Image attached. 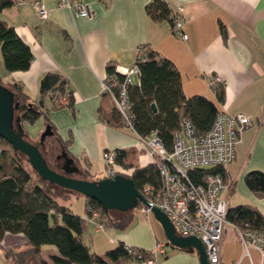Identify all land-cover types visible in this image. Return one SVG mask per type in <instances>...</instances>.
<instances>
[{
  "label": "crops",
  "instance_id": "crops-1",
  "mask_svg": "<svg viewBox=\"0 0 264 264\" xmlns=\"http://www.w3.org/2000/svg\"><path fill=\"white\" fill-rule=\"evenodd\" d=\"M58 1L14 0L0 13L32 54L26 69L6 71L0 53V80L20 85L29 101L41 103L46 113L32 123H24L27 138L38 140L47 118L65 142L58 166L71 159L68 164L78 169L74 175H104L102 153L108 150H124L125 162L132 166L151 162L129 128L99 118L101 111L113 106L111 98L101 91L107 67L132 65L137 48L145 46L175 64L186 95L201 94L216 102L221 111L250 116L239 133L233 160L224 167L227 188L222 195L227 208L245 204L264 215V195L253 192L244 181L249 171L264 173V0H164L180 16L187 39L177 36L166 20L156 21L147 15L145 6L152 0H83L92 12L90 18L75 16L58 6ZM35 2L46 7V18L38 16ZM45 75L59 78L48 90L42 84ZM133 76L137 82L138 76ZM214 76L220 82L212 86L210 79ZM60 79L62 85L58 87ZM218 84L224 88L221 103L216 101L214 91ZM63 85L71 92L70 103L55 106L48 91ZM134 211L125 229L105 224L108 229L104 231L105 227L96 229L84 203L82 240L98 255H105L114 246L112 250L119 249L121 244L149 249L156 241L163 242L150 218L134 219ZM6 237L23 238L24 250L33 263L31 246L21 233H7ZM225 242L238 246L229 263L240 257L242 246L236 232L227 227L220 243L223 263ZM181 251L186 261L180 264H198L194 249ZM55 252V247H42L40 256L47 264H54L49 254ZM172 258L166 254L158 263L171 264ZM252 260L259 264L258 253L252 252ZM124 262L133 264L131 257ZM242 264L247 261L243 259Z\"/></svg>",
  "mask_w": 264,
  "mask_h": 264
},
{
  "label": "trees",
  "instance_id": "trees-1",
  "mask_svg": "<svg viewBox=\"0 0 264 264\" xmlns=\"http://www.w3.org/2000/svg\"><path fill=\"white\" fill-rule=\"evenodd\" d=\"M14 0H0V13L10 7ZM147 15L156 21L166 20L172 24L174 12L164 0H152L145 6ZM144 48V60L138 64V81L129 88L133 126L138 134L145 135L155 131L167 150H171L173 133L180 129L183 120L188 119L197 134L204 133L212 125L221 110L216 102L201 94L186 95L182 90L181 76L175 64L155 50ZM0 53L6 71L24 70L32 59V54L14 32L13 27L0 17ZM107 75L114 74L117 81L121 75L114 70V65L107 67ZM57 75H45L42 84L45 89L54 86ZM60 87L62 80H59ZM0 84L12 91L14 103L18 106L14 114L19 118L24 134V123H32L39 116H44L43 105L29 101L20 85L16 83ZM216 101L223 102L224 88L218 84L214 87ZM155 103L156 112H152L151 103ZM99 118L107 124H122L114 106L109 111L100 112ZM51 130L41 144L44 159L58 166L60 153L65 149V142L60 139L53 126L46 118ZM123 125V124H122ZM39 140V138H38ZM115 165L119 174L131 178L135 187L142 193L144 185H159V173L153 162L132 166L125 162L126 152L115 149ZM54 168V167H52ZM220 172L224 176V167L193 169L191 178L199 182L206 172ZM82 174V176H81ZM74 176L90 178L87 173ZM245 184L256 194L264 195V173L258 170L249 171L244 178ZM59 186L41 179L29 166L26 157L14 149L11 144L0 137V241L5 234L21 233L31 246V253L38 264H47L40 256L42 247L51 245L56 252L49 254L54 264H128L124 258L131 257L121 244L119 249L108 250L105 255H98L82 240V218L72 213L68 206L60 204L59 199H70L82 196L70 191L62 196L56 194ZM62 188V187H60ZM67 190V189H65ZM83 197V196H82ZM86 214L98 212V220L104 225L125 229L132 220L133 210L142 208L138 202L134 209L125 212L104 209L91 198H85ZM115 213V214H113ZM226 220L240 229L257 230L264 238V215L249 205L240 204L227 208ZM132 258V257H131Z\"/></svg>",
  "mask_w": 264,
  "mask_h": 264
},
{
  "label": "built area",
  "instance_id": "built-area-1",
  "mask_svg": "<svg viewBox=\"0 0 264 264\" xmlns=\"http://www.w3.org/2000/svg\"><path fill=\"white\" fill-rule=\"evenodd\" d=\"M58 6L65 7L75 16L90 18L92 12L83 0H59ZM33 7L41 18H46L48 10L39 2ZM172 31L182 39H187L178 14L173 15ZM144 48L139 46L135 59L130 66L114 65V70L121 75L117 81L114 74L107 75L101 81L102 93L111 98L113 106L120 115L122 124L135 135L138 144L151 158L159 173V185H144L142 194L149 202L164 212L172 223L175 233L181 236L198 237L204 247L210 264H225L221 259L220 243L226 227L232 228L241 243L240 257L226 264H254L252 252L258 253L259 264H264V238L257 230L240 229L226 220L227 204L222 192L227 188L224 176L220 172H206L201 181H194L189 172L193 169L225 167L234 158L235 145L240 131L250 121V116L243 113H218L204 133L197 134L192 123L185 119L180 129L173 133L171 150H167L155 131L145 135L138 134L133 126V112L129 97L132 76L138 73V64L144 60ZM220 82L218 76L211 77L210 85ZM55 106H67L70 103V90L66 85L61 89L48 91ZM116 150L102 153L106 177L118 174L115 165ZM147 214L150 208L142 206ZM96 229L105 225L99 221L98 212L90 216ZM132 257L133 264H159L158 257L166 253V244L156 241L149 249L124 245Z\"/></svg>",
  "mask_w": 264,
  "mask_h": 264
},
{
  "label": "water",
  "instance_id": "water-1",
  "mask_svg": "<svg viewBox=\"0 0 264 264\" xmlns=\"http://www.w3.org/2000/svg\"><path fill=\"white\" fill-rule=\"evenodd\" d=\"M17 106L18 104L14 103L12 91L0 84V137L26 157L30 168L41 179L50 184L77 192L85 198L94 199L107 210L125 212L134 209L138 202H141L142 205L150 208L153 218L161 225L166 244L182 250L194 249L198 264H210L201 240L193 235H177L167 215L156 206H153L140 193L131 178L118 173L112 178L82 179L73 175L78 169L68 164L71 159H67L60 166L62 168L61 172L50 167L38 145L26 138L19 118L14 114ZM150 108L152 112L157 110L153 102L150 104ZM51 133L49 126H46L39 136V143L42 144L44 137Z\"/></svg>",
  "mask_w": 264,
  "mask_h": 264
},
{
  "label": "rangeland",
  "instance_id": "rangeland-1",
  "mask_svg": "<svg viewBox=\"0 0 264 264\" xmlns=\"http://www.w3.org/2000/svg\"><path fill=\"white\" fill-rule=\"evenodd\" d=\"M132 80H134V76H132ZM27 138V136H26ZM28 139V138H27ZM31 142L35 143L38 145L39 149L41 152H43V148L41 146V144L39 143L38 140L36 141H32L31 139H28ZM52 167H54V169H56L57 171H62V168L60 166H56V163H51ZM76 176H80L78 174H76ZM82 176V174H81ZM68 190H65L64 188H56V194L58 196H62L64 193H68ZM70 193V192H69ZM60 204H64L66 206H68L69 210L74 213L77 214L81 217V215L84 214V197H78V198H72V199H59ZM135 210V209H134ZM133 210V211H134ZM115 214V213H113ZM148 215V216H146ZM145 215V212L142 210V208H137L134 211V219H140V218H150L151 223L154 225V230L158 231V239H163V242L166 243V241H164L166 238L164 236L163 230L161 228V225L159 223L156 222V220H154L153 215L151 212L147 213ZM92 226V225H90ZM227 228V227H226ZM108 229V227L105 226L104 231H106ZM154 238V237H153ZM24 243V239L23 238H11V237H6L4 238L2 241H0V264H38V261L36 260V258H34V261L32 263V258L30 257V259L28 258L27 252H25V246H23ZM227 242L223 243L222 246V254H223V260L226 262H228L229 260H231V258L236 255V251L238 249V246L236 245H232V244H226ZM47 247H53L51 245H45L43 246V248H47ZM115 247V246H114ZM112 247V248H114ZM112 248H110L112 250ZM178 248L176 247H172L168 244H166V254L168 256H171V258L174 256V258H172L171 260V264H180V263H184V261H186V254L184 252H182V249L177 250ZM109 250V249H108ZM177 251V252H174ZM159 256L158 257V261H162L165 257V255ZM100 255V254H99ZM30 256V255H29Z\"/></svg>",
  "mask_w": 264,
  "mask_h": 264
}]
</instances>
